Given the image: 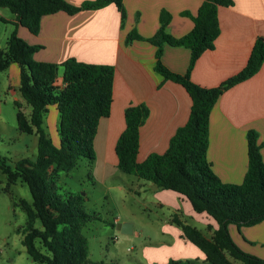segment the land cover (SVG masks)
I'll use <instances>...</instances> for the list:
<instances>
[{
  "label": "trees",
  "instance_id": "1",
  "mask_svg": "<svg viewBox=\"0 0 264 264\" xmlns=\"http://www.w3.org/2000/svg\"><path fill=\"white\" fill-rule=\"evenodd\" d=\"M123 0H92L73 6L64 0H0V8L8 9L18 24L37 34L41 18L57 12L74 15L82 10H97L115 5L125 18ZM232 0H202L191 19L189 33L174 38L168 33L171 15L159 13V26L151 38H142L135 31L127 34L125 45L135 41L155 47L154 72L162 83L180 85L190 98L187 122L177 129L162 154L151 153L137 161L139 129L148 117L144 104L129 105L123 117L125 128L114 147L116 170L137 177L156 187L185 198L193 212L205 214L216 224L206 225L205 236L174 214L171 223L181 232V238L197 248L204 256L198 259H169L165 264H264L259 258L242 251L229 234V225L237 230L264 221V163L261 145L254 130L247 132V171L241 184H226L213 173L207 161L209 114L219 97L230 88L245 82L259 72L264 62V37H259L244 68L217 87L203 88L190 80V73L205 52L212 50L219 35L217 12L219 7H231ZM0 22H5L0 18ZM164 46L189 50V63L184 74L169 71L162 63ZM40 46H32L13 31L0 50V72L11 64L19 67L18 93L30 108L28 115L16 108L17 130L37 138L34 160L20 158L11 169L0 158V169L7 179V188L17 181L24 183L31 203L20 200L26 226L21 241L34 264H112L88 259L82 228L94 215L85 212L84 198L79 194L59 193L55 177L69 172L80 158L95 160L94 139L99 121L107 118L112 103L114 68L111 65L86 64L68 59L64 63L36 62L33 55ZM59 69L61 73L59 74ZM49 107L58 114V145L46 132L45 118ZM39 222L40 227L35 223Z\"/></svg>",
  "mask_w": 264,
  "mask_h": 264
},
{
  "label": "crops",
  "instance_id": "2",
  "mask_svg": "<svg viewBox=\"0 0 264 264\" xmlns=\"http://www.w3.org/2000/svg\"><path fill=\"white\" fill-rule=\"evenodd\" d=\"M64 1L80 6L92 0ZM232 2L231 7H219V35L214 47L199 57L190 73V80L200 87H217L240 72L255 40L264 37V0ZM201 3L202 0H123L124 20L113 4L97 10H82L74 15L57 12L41 18L37 34L20 26L11 12L9 15L0 8V18L5 20L0 22V50L5 48L7 38L15 31L28 45L41 47L33 55L36 62L60 65L74 59L80 63L113 66L110 113L99 121L93 145L97 171L105 179L117 171L114 147L125 128L123 113L126 107L144 104L149 111L139 129L137 161L142 162L151 153L165 152L177 129L187 122L191 105L189 96L180 85L169 81L161 85L162 77L153 70L155 47L142 41L126 46L127 34L135 31L142 38H151L158 29L160 11L166 10L171 15L168 33L180 38L193 27L191 19L183 13L195 16ZM161 61L169 71L184 74L189 63V50L164 46ZM19 73L16 64L0 72V120L5 96H10L12 103L23 105L17 91ZM250 130L258 135L264 163V62L253 77L225 91L209 114L206 158L221 182L242 183L248 165L246 136ZM156 194L160 196V202L171 203L174 211L180 208L188 218L216 228L210 217L193 212L189 202L180 195L167 190ZM168 229L172 245H167L175 251V256H168V259H187L185 255L180 256L185 251L190 253L191 259H204L197 248L181 238L180 230L170 225ZM228 229L242 251L264 258V221L239 230L229 225ZM232 230L236 232L235 239ZM168 259L164 257L156 263L165 264Z\"/></svg>",
  "mask_w": 264,
  "mask_h": 264
},
{
  "label": "rangeland",
  "instance_id": "3",
  "mask_svg": "<svg viewBox=\"0 0 264 264\" xmlns=\"http://www.w3.org/2000/svg\"><path fill=\"white\" fill-rule=\"evenodd\" d=\"M3 10L10 15L8 9ZM18 98L23 102L22 112L28 115L30 108L20 95ZM3 100L0 158H4L5 166L12 169L20 158L35 159L37 138L17 130L16 108L11 97L5 96ZM48 112L50 114L47 113L49 116L46 115L47 119L45 118L46 132L57 146L58 114L52 107ZM96 165L97 160L80 158L75 168L69 172H60L55 177L59 193L79 194L84 198L85 212L96 217L82 228L90 261L159 264L156 261L160 262L161 258L174 257L175 251L167 245H172L168 225L178 229L171 223L174 214L182 222L199 229L205 236L210 235L205 225L188 218L187 213L184 214L180 208L179 211H174L171 203L166 205L160 202V196L156 192L162 190L156 191L153 185L119 171L104 179ZM6 187L7 179L0 169V264H34L21 244L26 216L18 205L20 200L31 203L30 193L27 186L20 181L10 185L7 190ZM124 223L131 225V234H122L116 229L118 224ZM35 226L40 227L39 222ZM231 233L234 239L237 238L234 230ZM189 254L185 251L180 256L185 255L187 259H191Z\"/></svg>",
  "mask_w": 264,
  "mask_h": 264
},
{
  "label": "water",
  "instance_id": "4",
  "mask_svg": "<svg viewBox=\"0 0 264 264\" xmlns=\"http://www.w3.org/2000/svg\"><path fill=\"white\" fill-rule=\"evenodd\" d=\"M156 187L153 186V189H155ZM117 230L120 231V233L122 234H131L132 233V229H131V225L124 223V224H118L116 227Z\"/></svg>",
  "mask_w": 264,
  "mask_h": 264
}]
</instances>
